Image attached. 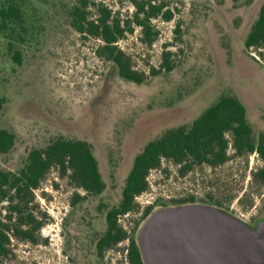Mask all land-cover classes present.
Listing matches in <instances>:
<instances>
[{
	"label": "rangeland",
	"instance_id": "rangeland-1",
	"mask_svg": "<svg viewBox=\"0 0 264 264\" xmlns=\"http://www.w3.org/2000/svg\"><path fill=\"white\" fill-rule=\"evenodd\" d=\"M13 1L22 21L0 32V128L14 134V144L0 152V170L17 171L30 149L57 137L81 139L91 146L105 188L87 193L51 168L28 205L43 221L36 240L12 236L3 264H130L127 244L137 239L147 206L152 212L202 203L250 222L264 214V182L256 174L263 160L230 143L224 162L194 164L186 172L163 158L147 174L133 208L118 216L125 239L101 255L96 247L107 228L105 214L119 205L133 158L148 141L190 124L227 94L244 104L250 139L257 143L264 135V48L244 47L264 0H145L164 3L174 16L151 19L157 31L151 43L135 24L118 40L131 68L145 75L139 83L119 76L115 63L97 54L101 41L71 25L70 13L81 0H0V6ZM86 1L91 18L97 5L120 20L135 13L133 0ZM166 50L173 68L151 75ZM77 196L83 198L73 203Z\"/></svg>",
	"mask_w": 264,
	"mask_h": 264
},
{
	"label": "trees",
	"instance_id": "trees-1",
	"mask_svg": "<svg viewBox=\"0 0 264 264\" xmlns=\"http://www.w3.org/2000/svg\"><path fill=\"white\" fill-rule=\"evenodd\" d=\"M133 3L135 13L132 20H120L104 5H97V14L91 18L87 1L81 0L79 5L73 7L70 22L83 36H93L101 41L102 44L96 49L97 54L114 62L119 76L139 83L145 79V75L131 68L129 58L117 46L118 40L126 33L133 32L135 24L141 27L143 40L151 43L157 35L150 23L151 19L160 17L170 21L174 14L162 2L133 0ZM15 21L21 22L22 14L14 1L7 6H0V32L8 29ZM175 30L179 31L178 25ZM244 47L247 50L264 48V3L244 39ZM171 54L169 50L164 51L160 67L151 69L150 74L171 70L174 66ZM13 57L20 63L19 51ZM2 105L3 98L0 97V109ZM251 132L244 104L237 97L227 94L221 95L190 124L169 128L148 141L133 158L119 205L110 208L105 214L107 228L97 240L98 253L101 255L104 249L126 237L125 230L118 225V216L133 208L135 196L147 188V174L158 167L163 158L180 165V170L186 172L194 164L216 165L224 162L226 149L231 143L239 153H258L263 165L256 174L264 182V135L254 143L250 139ZM13 144L14 134L6 128H0V152L7 153ZM54 167L87 193L99 194L105 188L91 146L81 139L57 137L44 147L30 149L17 171L0 170V264L10 253L12 236L36 240L34 233L43 221L41 217L27 211L28 205L33 200L34 189L38 188L46 173ZM81 198L77 196L73 203ZM150 212L151 207H148L144 215ZM128 258L131 264H144L135 238L131 239Z\"/></svg>",
	"mask_w": 264,
	"mask_h": 264
},
{
	"label": "water",
	"instance_id": "water-1",
	"mask_svg": "<svg viewBox=\"0 0 264 264\" xmlns=\"http://www.w3.org/2000/svg\"><path fill=\"white\" fill-rule=\"evenodd\" d=\"M144 264H264V219L251 226L202 203L150 212L137 237Z\"/></svg>",
	"mask_w": 264,
	"mask_h": 264
},
{
	"label": "flooded vegetation",
	"instance_id": "flooded-vegetation-1",
	"mask_svg": "<svg viewBox=\"0 0 264 264\" xmlns=\"http://www.w3.org/2000/svg\"><path fill=\"white\" fill-rule=\"evenodd\" d=\"M148 207H149V206H147V207L145 208V210H146ZM220 209L224 210L223 208H220ZM145 210H144V213H145ZM224 211H226V212H228L229 214L235 216V215L232 214L230 211H227V210H224ZM126 213H127V212H126ZM126 213L121 214V215H125ZM144 213H143V215H144ZM235 217H236V216H235ZM237 218H238V217H237ZM239 219L242 220V221H244V222H246L247 224H249V225H251V226H255V225L257 224V222H259L260 220H263V219H264V214L259 215L258 217H256V218H255L254 220H252L251 222H250V221H245V220H243V219H241V218H239ZM118 220H119V218H118ZM118 220H117V222H118ZM118 225H119V223H118ZM123 230H124V229H123ZM124 239H125V238L119 240V241L116 242L115 244L122 242ZM135 240H136V242H137V239H135ZM130 243H131V239H129V242H128V244H127V248H126V258H127V260H128L129 263H130V261H129V258H128V248H129V246H130ZM130 264H131V263H130Z\"/></svg>",
	"mask_w": 264,
	"mask_h": 264
},
{
	"label": "built area",
	"instance_id": "built-area-1",
	"mask_svg": "<svg viewBox=\"0 0 264 264\" xmlns=\"http://www.w3.org/2000/svg\"><path fill=\"white\" fill-rule=\"evenodd\" d=\"M228 136V135H227ZM229 137V136H228Z\"/></svg>",
	"mask_w": 264,
	"mask_h": 264
}]
</instances>
